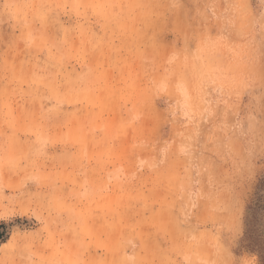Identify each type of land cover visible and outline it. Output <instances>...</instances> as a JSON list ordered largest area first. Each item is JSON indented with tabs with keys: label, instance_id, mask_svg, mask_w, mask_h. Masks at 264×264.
Segmentation results:
<instances>
[{
	"label": "rangeland",
	"instance_id": "obj_1",
	"mask_svg": "<svg viewBox=\"0 0 264 264\" xmlns=\"http://www.w3.org/2000/svg\"><path fill=\"white\" fill-rule=\"evenodd\" d=\"M68 123L80 155L93 133V161L117 153L147 251L94 253L1 195L0 264H261L240 240L264 176V0H0L3 192L44 162L63 180Z\"/></svg>",
	"mask_w": 264,
	"mask_h": 264
},
{
	"label": "crops",
	"instance_id": "obj_2",
	"mask_svg": "<svg viewBox=\"0 0 264 264\" xmlns=\"http://www.w3.org/2000/svg\"><path fill=\"white\" fill-rule=\"evenodd\" d=\"M64 126L68 138L65 145L68 159L62 166L63 180L53 181V176L59 172H54L44 162L40 165L42 168L31 172L30 181L20 186L19 189L24 191L23 193L11 195L3 192L7 187L1 184L0 196L11 197L16 211L14 214L30 216L41 225L53 215L57 222L54 228H61L62 231L76 230L79 236L80 233L86 232L85 236L88 237L80 238L79 243L83 247L95 246L94 253L120 255L123 259L143 254L148 248L149 234L144 226L148 225L149 214L135 215V226L128 225L127 216L118 214V207L128 206L129 201L118 197V190L126 189L127 184H120L119 187V172L114 163L117 153H114L116 155L113 157V153L108 151V154L104 155L105 163L97 164L91 158L96 157L93 152L96 151L95 146L99 145L98 140H94L98 136L95 133L89 134L86 149L80 155V152L76 151V145L72 143L71 136L73 132L80 136L85 130L71 128V123ZM53 202H62L67 205V210L51 208ZM134 230L137 236L133 238L129 235ZM91 232L95 237L94 243L92 238H89ZM160 237L163 239V236Z\"/></svg>",
	"mask_w": 264,
	"mask_h": 264
},
{
	"label": "trees",
	"instance_id": "obj_3",
	"mask_svg": "<svg viewBox=\"0 0 264 264\" xmlns=\"http://www.w3.org/2000/svg\"><path fill=\"white\" fill-rule=\"evenodd\" d=\"M10 233L9 224L0 221V245L8 240ZM240 245L244 251L256 255L261 264H264V176L259 179L246 206Z\"/></svg>",
	"mask_w": 264,
	"mask_h": 264
}]
</instances>
